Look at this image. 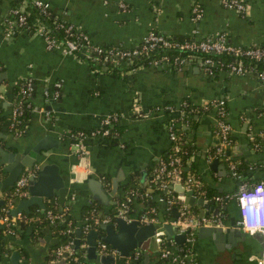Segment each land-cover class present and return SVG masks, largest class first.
<instances>
[{"label": "crops", "instance_id": "0c3cea01", "mask_svg": "<svg viewBox=\"0 0 264 264\" xmlns=\"http://www.w3.org/2000/svg\"><path fill=\"white\" fill-rule=\"evenodd\" d=\"M43 1L48 2L55 15L82 30L97 44L132 48L150 30L166 35L193 34L194 37L223 31L232 44H264V0H243L246 5L243 11L226 8L220 0H122L124 8L120 7L119 0ZM9 6L10 0H0V146L17 150V146L27 144L24 139L32 141L45 133L58 139L56 147L43 152L42 162L57 166V173L67 190L62 204L57 203L55 190L53 197L43 198L44 203L52 199L59 207L67 205L70 217L77 224L81 222L82 206L89 201L97 202L99 213L103 215L113 210L123 198L130 181L145 187L150 177L148 167L169 144L167 114L160 110L163 106L174 107L177 112L180 102L184 104L187 99L190 118L178 120L175 126L177 130L179 125L186 140L195 147L186 168L191 164L194 175L204 186L203 194L193 191V196L203 197L208 207L187 204L197 216L199 211L200 215H211L214 213L207 201L212 200L214 207L225 205L226 214L238 216L235 200L230 197L238 183L264 180V143L256 144L253 140L254 134L264 125V81H259L251 73L237 75L218 71L209 76L194 64L176 68L166 63H150L119 73L105 70L104 66L93 68L86 59L64 54L57 46L48 47L37 31L19 29L5 35L2 16ZM24 78L34 82L35 92L31 97L32 109L26 119L25 130L15 133L9 126L14 102L9 84ZM55 83H59L57 96L46 99L43 91H53ZM217 99L224 100L225 120L230 125L231 143L227 152L230 158L244 164L237 178L231 175L224 159L213 157V148L218 140L214 110L205 105ZM108 113L119 116L118 140L124 148L117 143L111 144L108 139L92 137L85 141L87 162L79 163L67 132L74 128L94 127ZM88 176L101 181L107 195L104 203L91 196L86 185ZM2 177L0 170V179ZM169 185L176 195L187 189L178 180ZM69 192L74 193L71 200H68ZM161 193L148 194L154 202L151 206L155 221L147 223L159 224L158 229L162 231L163 222L177 218L178 207L168 204L163 191ZM213 195L221 196L222 200L216 201ZM24 198L15 199L9 211L15 217L24 215L23 220L27 222L37 215H26V212L33 210L35 213L43 208L33 202L12 213L11 209ZM143 210L141 200H133L129 213L136 217ZM99 224L90 228L96 230V242L104 234ZM113 224L116 228V222ZM16 227L6 236L10 250L0 253V264H66L64 255L54 254L60 241L53 223L44 224L39 229L29 224L24 229ZM259 236L258 232L246 233L244 240L237 239L228 244L226 241H214L209 235L198 236L196 229L192 249L198 264H257L250 257L259 254ZM164 237L173 248L181 246L184 241L183 238L179 244L172 237L165 234ZM84 241L86 243L85 236ZM72 247L74 255H77L80 248L73 244ZM159 248V242L152 235L145 248L130 250L131 253L138 251L136 258L128 262L116 259L104 264H177L160 257ZM109 253L116 255L118 252L113 249ZM85 262L102 264L87 257L79 264Z\"/></svg>", "mask_w": 264, "mask_h": 264}, {"label": "built area", "instance_id": "2783aa9c", "mask_svg": "<svg viewBox=\"0 0 264 264\" xmlns=\"http://www.w3.org/2000/svg\"><path fill=\"white\" fill-rule=\"evenodd\" d=\"M31 2L41 8L46 9L49 8V4L43 0H31ZM121 8L125 7V4L122 0L118 1ZM222 6L226 8H233L237 11H243L246 7L243 0H220ZM13 13L17 14V22L22 23L24 21V15L21 13V9L12 8L10 9ZM198 12L195 13L197 16ZM13 21L4 18L2 20V27L4 29L5 35H10L12 30ZM72 28V24L65 25V31H70ZM81 40L86 41L87 35L83 33L81 30L75 28ZM34 31H37L42 37L48 47H60L64 54H74L75 50L81 49L85 58H92L89 52L94 51L95 54H99L102 49L98 46H89L86 44L78 43L76 40L71 38H64L63 41L56 40L53 37H49L47 35L46 30L43 26L38 25L34 28ZM162 47H173L180 50H187L186 56L178 57L174 56L172 59H169L167 55H161L157 58H153L150 60V63L153 65H157L160 63L172 64L177 63L179 66L188 61L189 63H194L200 67V69L206 75L212 76L214 74L212 67H216L217 71H225L228 74H237V75H245L252 74L259 81H264V70H256L251 71V68L247 66H242L240 62H227L223 64V62L219 59H215L210 55H201V53L212 52L214 54H220L222 52L230 51L234 55H245L254 59L255 61L264 62V47L258 46L256 43L246 44V45H236L232 44L228 41L226 34L223 31H218L213 34H208L203 37H195L194 39H184L181 41L172 42L168 35L163 34L161 32H157L154 30L148 31L139 41L138 46H133L132 48H124L118 47V49L108 48L104 49V56L102 58L103 61L113 59V56H129V55H139L142 53H147L149 50L153 49L155 46ZM178 66V68H180ZM24 85L20 87L19 99L14 103L11 107V115L9 126L13 128L15 133H20L22 129L18 128L17 125L21 123L22 118L20 115L23 112V108L32 109L31 105V96L30 92L32 91V80L30 78H24ZM56 88L53 91L44 90L43 96L48 98H54L58 94L57 87L59 83H55ZM2 98V94L0 93V99ZM24 103V105H23ZM207 108H211L214 110V121H215V133L218 137V140L213 148V157L222 158L227 162L228 169L231 175L236 178L240 176V171L237 169L238 161L230 158L227 148L231 143L230 137V125L225 120L226 109L225 102L223 99H217L212 102L207 103L205 105ZM47 114V111H45ZM119 116L117 114L108 113L101 117L98 121V128L89 131L88 133H84L82 131L72 132L69 130L67 132V138L69 140L70 145L72 146L77 158L80 161H86L85 155L87 154V149L85 145L86 139L92 137H100L104 139H108L106 137L109 130L106 127L110 120H118ZM175 122L173 119L167 124V134L169 140H177L178 135L173 131L172 128L175 126ZM15 127V128H14ZM256 137L264 141V125L254 134ZM259 144V142H256ZM117 146L123 147V143L121 141H117ZM173 149L176 151L179 149L178 144L175 142L173 145ZM212 156V155H211ZM87 162V161H86ZM179 157L177 155H172L168 162H160L156 167L153 168V176L151 177L153 182H158L157 186L162 188L164 200L168 204L177 205L178 216L175 219L170 221L171 224L177 225L179 227V231L184 232V241L181 246L173 248L171 243L167 239H165L164 234L161 230H155L153 235L156 237V240L160 244V248L158 250L160 257L168 259L177 264H198L197 259L194 256V252L192 249V241L194 239V231L197 227L203 225H218L221 224V216L222 210H218L216 213L211 215H199L197 216L188 206L187 202L184 200L183 195H176L171 191L170 183L174 182V180H178L181 182L182 186L187 189H192L195 193L203 194V190L200 189L201 183L200 179L194 174H187L183 181L180 179L181 168L179 165ZM35 173L34 169H23L20 171L16 179L14 180L12 189L10 191L11 197L7 199L6 203L0 206V222H3L5 225H11L15 222L16 219H25L24 215L12 216L10 215L9 209L13 205V201L18 198H24L28 195V180L31 174ZM264 184V180H257L254 182H246L242 181L238 183L236 191L230 196L233 197L237 206L238 216L235 218V222L237 226L246 233H252L247 230V224L252 220V213L254 211H259L258 204L248 203L245 206H241V196H249L255 195L256 187L258 185ZM137 189H130L126 191L123 198L120 199L113 210L109 213H105L101 215L99 211L96 215H91L90 219L87 216H84L81 219L82 232L87 233L93 225L98 223H115L117 218L124 220L125 222L131 221L132 219H136L137 222L147 223L154 222V208L150 205L147 206L143 211H141L138 216L133 217L130 215V203L132 202L133 196L137 194ZM139 194V193H138ZM2 191H0V198H2ZM144 196H148V193H143ZM229 195L226 196V198ZM13 197V198H12ZM74 198V193H68V200ZM161 198V197H160ZM213 198L216 201H221L222 197L219 195H213ZM221 203V202H220ZM60 211L58 213L52 212L50 209H46V216L49 221L52 223L53 221H57V225L60 226L58 228L59 232H69L72 229L70 225L71 217L68 213L67 205H61ZM28 219V218H26ZM54 223V222H53ZM11 232V230H9ZM258 233L263 235L261 240V249L259 254L251 256L250 258L254 259L257 264H264V230H257ZM72 240H67L58 244L54 249L55 255H64L66 264H70L72 261H78V263H82L86 259V243L83 240L79 241L78 247L80 248V252H77V255H74V248L72 247ZM113 252L112 248L103 242L102 240H97L95 245V253H109ZM138 255V251L129 252L124 258L126 262L129 260L136 258Z\"/></svg>", "mask_w": 264, "mask_h": 264}, {"label": "trees", "instance_id": "16d2710c", "mask_svg": "<svg viewBox=\"0 0 264 264\" xmlns=\"http://www.w3.org/2000/svg\"><path fill=\"white\" fill-rule=\"evenodd\" d=\"M21 9V13L24 15V21L22 23H18L17 22V14L18 13H13L11 12L10 9L12 8H19ZM4 18H7L11 21H13L12 23V32L10 33V35L14 32H16L19 29L22 30H26V31H34V28H36L38 25H41L45 28L47 35H49V37H53L56 40H61L63 41L64 38H71L76 40L78 43L81 44H88L89 46H98L102 49V51L97 55L94 53V51H90L89 48V52L92 58H85L84 54L82 53L81 49L75 50L74 51V55H76L77 57H80L82 59H86L89 61V63L91 64V66L93 68H97L99 69L101 66H104L106 69L110 72H122L125 71L127 69H131L134 67H137L139 65H147L150 64V60H152L153 58H157L161 55H167L169 59H172L174 56H178V57H182V56H186L187 53H189V51L187 50H180L177 48H173V47H162V46H155L153 49L149 50L147 53H142L139 55H129V56H113V59L111 60H105L103 61L102 58L104 56V49H108V48H113V49H118V47H120L119 45H103V44H97L94 43L93 41L90 40V38L87 36V40L83 41L81 40V38L79 37L77 31L75 30V26L72 25V28L70 30H72V32L70 31H65V25L69 24L68 22H66L65 20H63L62 18L58 17L57 15H55V13H53L49 8L46 9H41L37 6H35L31 0H10V6H9V10L7 11V13L5 12L4 15L2 16V20ZM82 31V30H81ZM203 37V36H201ZM168 38L172 41V42H176V41H181L184 39H194L195 37L192 35H188V36H178V35H168ZM198 38V37H197ZM139 43V42H138ZM138 43L135 46H138ZM257 44V43H256ZM258 46H262L264 47V44L259 43ZM128 49V48H126ZM201 55H210L215 59H219L223 62V64L227 63V62H240L242 64V66H247L249 68H251V71H258V70H264V62L261 61H255L254 59L247 57L245 55H234L232 54L230 51L228 52H222L220 54H214L212 52H207V53H201ZM187 64H191L193 65L194 63H189L188 61L183 62L180 66L177 63H173L172 66L174 67H181ZM190 66V65H189ZM197 66V65H196ZM200 69V67H199ZM214 74L212 76H214L218 71L216 67H212ZM201 70V69H200ZM202 71V70H201ZM203 72V71H202ZM205 74V73H204ZM24 79H17L14 82L9 84V91L11 92V94L14 97V103H16V101L19 99L20 96V92L19 89L21 86L24 85ZM34 82L32 81V91L30 92V96L33 97L34 95ZM24 105V103H23ZM190 104L188 103L187 99L184 100V104H179V110L177 112H175V109H173L174 107H169V108H164V106L162 107V109L160 111H162V113L167 114L166 117V130H167V124L170 121V119H173L174 121L178 122V120L181 119H185V118H190V113L187 112V107H189ZM195 106V105H193ZM186 108V110H185ZM225 109H226V105H225ZM183 112V113H182ZM29 109L23 108V112L20 115V118H22L21 123H19L17 125L18 128L22 129V132H24L25 130V124H26V119L29 116ZM1 118H0V122H1ZM99 126L98 124L94 127L88 128V129H78V128H74L71 129L72 132L75 131H82L84 133H88L91 130L97 129ZM106 127L108 128L109 132L106 135V137H109V142L111 144L117 143L118 139H119V125H118V120H110V122L108 123V125H106ZM15 128V127H14ZM11 130H13L12 127H10ZM173 131L178 135V139L177 140H169V144L167 145V147L165 148V150L162 152V154L160 155V157L154 161L152 163V165H150V167H148V174H149V178L146 182L145 187H139L138 185H136L135 183H132V181H130L127 185V191L130 189H137V194L135 196H133L132 202L133 200H141V202L144 204V209L147 206L152 205L151 202L152 200H150V197L148 196H144L143 193H151L152 195H156L158 193L162 192V188H159L157 186L158 182H153L151 177L153 176V168L156 167L160 162H168V159L172 156V155H177L179 157V165L181 168V172H180V179L181 181H183V179L185 178V176L187 174H195L193 171V167L190 164L189 168H186L187 165V160L189 159L190 155L194 152V145L186 140V136L184 135L183 131L179 128L178 125V129L176 130V126H174V128H172ZM231 137V136H230ZM255 142H259V144H263L264 141H261V139H259L258 137L254 136L253 139ZM175 142L178 144L179 149L178 150H174L173 149V145L175 144ZM124 148V147H123ZM244 164H242L241 161H239L238 165H237V169L238 171L242 170ZM204 186L201 185L200 189H204ZM12 189V186L6 187L2 190V202L0 203V206L5 204L7 199H9L11 197L10 191ZM204 192H206L205 195H208V191L204 190ZM139 193V194H138ZM162 194V193H161ZM160 194V195H161ZM13 198V197H12ZM15 201V200H14ZM13 201V202H14ZM132 202L130 203V208L132 205ZM100 205L95 202V201H89L88 203H86L85 205L82 206L81 208V219L84 216H87V218L90 219L91 215H96L97 212L99 211ZM46 209H50L52 212L54 213H58L61 209L59 207V205L55 202L52 201V199H49L48 201H46L44 203V207L43 210L41 211H36L34 213L33 210H29L28 212H26V215H37L36 218L25 222L23 219H16L15 222L11 225H5L3 222H0V253L3 252H8L10 249L7 246V243L9 242L8 239L6 238V236L10 233L9 230L15 228H21L24 229L26 228V225H30L32 228H40L42 225L44 224H50L51 222L49 221L48 217L46 216L45 212ZM225 213V210L222 211V214ZM71 222L70 225L72 226V229L69 232H59L58 228L60 226L57 225V221H53V226L54 228H56L57 232H58V236H59V243L67 241V240H74L75 238V229L79 228V241L83 240V236H85V233L82 232V225L81 222L80 223H75V220H73V218L71 217ZM93 226H97L98 225H93ZM15 229V230H16ZM4 235V237H3ZM77 264H79L77 262ZM85 264H87V262H85Z\"/></svg>", "mask_w": 264, "mask_h": 264}, {"label": "water", "instance_id": "95a60500", "mask_svg": "<svg viewBox=\"0 0 264 264\" xmlns=\"http://www.w3.org/2000/svg\"><path fill=\"white\" fill-rule=\"evenodd\" d=\"M24 141L27 144L22 147L20 145L17 146V150H7L0 146V170L3 173V177L0 179V191L11 186L21 170H35V173L31 174L28 180L27 188L29 196L20 200L18 204L11 209V212L15 213L19 208L25 207L33 202L43 208V198L53 197L55 194L53 190L56 191L57 203L62 204L67 187L64 185L61 176L57 173V166L51 162H42V158L44 157L43 152L56 147L58 139L51 134L45 133L37 136L32 141H27L26 139H24ZM86 185L91 192V196L95 200L103 203L106 201L107 195L99 179L88 176L86 177ZM180 194L185 196L184 200L189 204H198L200 207L202 205L208 207L203 197L193 196L192 189H184L180 191ZM1 202L2 199L0 198V203ZM207 202L210 204L209 209L212 213H216L219 209L223 211L226 208L225 205L214 207L212 200H208ZM200 213L201 211H199V215ZM235 218L233 214L223 213L221 216V224L201 225L197 228V235H209L214 241H226L228 244L234 243L237 239L244 240L246 238V233L237 226ZM99 226L104 229V234L101 235L99 239L109 245L110 248L115 249L118 253L116 255H111L110 253L97 255L95 253L97 237L95 229H89L85 235V251L87 258L94 261L96 259L98 263L104 264L115 262L116 259H124L130 250L136 247L145 248L159 224H139L136 219L125 222L117 218L116 228L113 223H100ZM161 227L166 237L174 238L179 244L182 242L184 232H178L179 227L177 225L170 224L169 220L163 222ZM255 233H257V231ZM79 234V228H76L75 238L73 240V246L76 248L79 244ZM262 238L263 235L260 234V246Z\"/></svg>", "mask_w": 264, "mask_h": 264}, {"label": "clouds", "instance_id": "9594fccd", "mask_svg": "<svg viewBox=\"0 0 264 264\" xmlns=\"http://www.w3.org/2000/svg\"><path fill=\"white\" fill-rule=\"evenodd\" d=\"M258 204L259 211L252 213V220L247 224V230L255 233L257 230H264V184L256 187L255 195L241 196V206L246 204Z\"/></svg>", "mask_w": 264, "mask_h": 264}]
</instances>
